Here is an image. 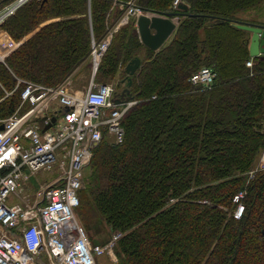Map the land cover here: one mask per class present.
<instances>
[{"label": "trees", "instance_id": "1", "mask_svg": "<svg viewBox=\"0 0 264 264\" xmlns=\"http://www.w3.org/2000/svg\"><path fill=\"white\" fill-rule=\"evenodd\" d=\"M12 1L0 0V9ZM173 2L21 5L1 25L17 41L28 37L0 62V120L22 102L19 79L57 86L90 69L94 44L111 36L95 82L122 73V93L126 65L141 64L125 93L137 102L123 118V140L105 131L78 193L76 215L92 244L121 233L119 264H264V170L250 175L264 150V57L247 66L251 33L235 25H264V0H180L185 10ZM130 4L180 13L171 41L155 51L135 20L119 25ZM204 66L216 72L212 85L191 83ZM241 191L245 212L236 219Z\"/></svg>", "mask_w": 264, "mask_h": 264}, {"label": "built area", "instance_id": "2", "mask_svg": "<svg viewBox=\"0 0 264 264\" xmlns=\"http://www.w3.org/2000/svg\"><path fill=\"white\" fill-rule=\"evenodd\" d=\"M27 1L14 0L0 9V29ZM178 3L174 0V7ZM131 13L160 15L130 4L121 24L129 21ZM110 41L111 36L93 46L94 74ZM21 43L11 42L8 51L0 50V62L5 63ZM253 63L251 58L246 64L252 67ZM215 77L216 72L204 66L190 81L210 86ZM68 81L47 86L19 79L16 88L25 84L22 102L14 114L0 120L4 124L0 130V264H97L98 256L108 254L118 260L115 247L121 233H114L104 244H92L76 207L93 157L92 143L98 144L105 131L116 143L121 142L123 118L137 101L125 98L113 84L97 83L94 78L83 94L74 91ZM53 117L56 121L44 131ZM56 165V178L34 179L40 171L53 170ZM261 170L264 150L250 175ZM29 190H34L31 199L26 198ZM243 197L241 191L233 199L236 219L245 212Z\"/></svg>", "mask_w": 264, "mask_h": 264}, {"label": "water", "instance_id": "3", "mask_svg": "<svg viewBox=\"0 0 264 264\" xmlns=\"http://www.w3.org/2000/svg\"><path fill=\"white\" fill-rule=\"evenodd\" d=\"M179 9H187L186 3L180 2ZM134 10V9H133ZM132 10V11H133ZM180 13L177 11H170L161 13L160 15H147L140 14L135 15L131 13L129 18L135 20L136 27L139 33V37L142 43L152 50H159L166 40L173 35L177 29V21L175 18L179 17ZM235 25L243 30L251 33L249 52L251 57H264V25L252 22H236ZM141 64V58L137 57L132 59L125 67L126 73L129 76L128 87L123 92L125 95L129 91V86L132 84L131 75L136 73L138 67ZM56 118H52V122L44 127V131L48 130ZM4 129V124L0 125V130ZM97 142L92 143V147H96Z\"/></svg>", "mask_w": 264, "mask_h": 264}, {"label": "rangeland", "instance_id": "4", "mask_svg": "<svg viewBox=\"0 0 264 264\" xmlns=\"http://www.w3.org/2000/svg\"><path fill=\"white\" fill-rule=\"evenodd\" d=\"M254 16H255V14H254ZM261 19L264 21V17H262ZM171 39H172V36L169 37L166 40L164 45H167L171 41ZM233 39L234 38L231 36V42L233 41ZM93 71H94V68L92 66L88 70H85V71H82V72L80 71L79 73H75L74 75L69 77V81L71 82V88L73 90H76V91H82L85 88L87 89L88 86H89V83L92 81L93 77L95 79L96 73L94 74ZM121 77H122V73H120V75L118 74L116 77H114L113 80H110L109 84H113L115 87L119 88V80H120ZM58 172H59L58 166L56 165V167L53 170L40 171L37 174L36 178H34V179H38L39 178L41 182H44L45 179L46 180H48V179L52 180V179H54V178H56L58 176ZM36 186H38V183H36L33 186V188H35ZM27 192H28V194H27L26 198L31 199L32 198V193L34 192V190H32V191L29 190ZM107 236L105 235V238H107ZM97 264H119V262H118V260H115V258L111 257L108 254V255L98 256L97 257Z\"/></svg>", "mask_w": 264, "mask_h": 264}, {"label": "crops", "instance_id": "5", "mask_svg": "<svg viewBox=\"0 0 264 264\" xmlns=\"http://www.w3.org/2000/svg\"><path fill=\"white\" fill-rule=\"evenodd\" d=\"M121 7H123V5H121ZM60 18H54V19H52V20H50V21H53V20H59ZM123 19V18H122ZM122 21V20H121ZM121 21H120V24L119 25H122L121 24ZM125 24V23H124ZM28 36H26L24 39H26ZM23 39V40H24ZM23 40H19V41H23ZM11 42H17V40H15L7 31H5L4 29H0V50L2 51V52H6V51H8V48H10L11 47V45H10V43ZM7 47V48H6ZM2 48H3V50H2ZM86 89V88H85ZM85 89H83L82 91H76V90H74V91H76L77 93H79V94H83L86 90Z\"/></svg>", "mask_w": 264, "mask_h": 264}, {"label": "bare ground", "instance_id": "6", "mask_svg": "<svg viewBox=\"0 0 264 264\" xmlns=\"http://www.w3.org/2000/svg\"><path fill=\"white\" fill-rule=\"evenodd\" d=\"M7 48V47H6ZM2 50H3V48H2Z\"/></svg>", "mask_w": 264, "mask_h": 264}]
</instances>
